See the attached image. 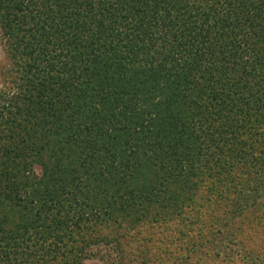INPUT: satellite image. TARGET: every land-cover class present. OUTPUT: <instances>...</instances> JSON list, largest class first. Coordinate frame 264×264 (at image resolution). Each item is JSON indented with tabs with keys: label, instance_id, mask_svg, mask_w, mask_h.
<instances>
[{
	"label": "trees",
	"instance_id": "1",
	"mask_svg": "<svg viewBox=\"0 0 264 264\" xmlns=\"http://www.w3.org/2000/svg\"><path fill=\"white\" fill-rule=\"evenodd\" d=\"M0 39V264H264V0H0Z\"/></svg>",
	"mask_w": 264,
	"mask_h": 264
},
{
	"label": "rangeland",
	"instance_id": "2",
	"mask_svg": "<svg viewBox=\"0 0 264 264\" xmlns=\"http://www.w3.org/2000/svg\"><path fill=\"white\" fill-rule=\"evenodd\" d=\"M11 79H12L11 61L7 57L0 39V89L10 87ZM35 170L36 172H39L38 168H35ZM105 231L108 232L109 230H105ZM83 264H103V261L99 260L98 258H91L89 260L84 261Z\"/></svg>",
	"mask_w": 264,
	"mask_h": 264
}]
</instances>
